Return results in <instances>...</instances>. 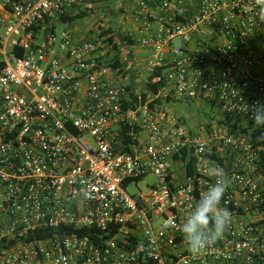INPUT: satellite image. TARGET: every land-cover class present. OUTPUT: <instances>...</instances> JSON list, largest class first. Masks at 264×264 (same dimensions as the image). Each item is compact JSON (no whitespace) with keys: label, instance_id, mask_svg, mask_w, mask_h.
Here are the masks:
<instances>
[{"label":"built area","instance_id":"built-area-1","mask_svg":"<svg viewBox=\"0 0 264 264\" xmlns=\"http://www.w3.org/2000/svg\"><path fill=\"white\" fill-rule=\"evenodd\" d=\"M133 1L129 49L147 51L162 84L136 103L105 37L55 31L85 0H0V264H264V146L248 136L264 22L253 0ZM177 104L206 113L190 126ZM217 167L231 225L192 254L180 226ZM147 175L156 182L129 195L124 182ZM39 231L54 234L29 238Z\"/></svg>","mask_w":264,"mask_h":264},{"label":"clouds","instance_id":"clouds-1","mask_svg":"<svg viewBox=\"0 0 264 264\" xmlns=\"http://www.w3.org/2000/svg\"><path fill=\"white\" fill-rule=\"evenodd\" d=\"M258 19L264 22V0H253ZM249 111L246 107L244 112ZM250 119L254 125L264 131V103L257 101L251 108ZM208 175L214 179L207 190L202 192L199 200L192 206L180 226L189 252L199 254L204 249L213 246L221 239L230 227L232 213L221 207V201L228 187V181L223 169H209Z\"/></svg>","mask_w":264,"mask_h":264},{"label":"trees","instance_id":"trees-1","mask_svg":"<svg viewBox=\"0 0 264 264\" xmlns=\"http://www.w3.org/2000/svg\"><path fill=\"white\" fill-rule=\"evenodd\" d=\"M86 16V12L79 11L77 14L73 16H63L60 19V23L71 25L73 22L82 19ZM99 38L104 39V43H107V47L109 48L108 54L113 53L111 57L110 67L114 70H117L122 75L127 76L129 78V86L127 88L129 96L131 98L132 103H136L138 97L141 98L142 101H145L148 95H155L159 88H161L162 84H152L150 80L152 79L153 74H158L161 71L160 69H156L153 74L147 76V80L143 85H141V91L136 94L137 89L139 88V84H137L136 79L138 78L137 72L132 65V55L129 47L133 44L130 36L125 34H116L111 32L109 28L102 30L98 35ZM107 54V55H108ZM159 102V101H158ZM228 123V122H227ZM242 132L245 133L244 130ZM248 134V133H247ZM248 136L255 142L256 146H264V131L262 130H254L248 134ZM261 157V172L264 174V150L260 151ZM186 160V157L184 158ZM191 160L188 162L187 173H191L190 165ZM124 187L128 186V181L124 182ZM64 232V228H61L55 233ZM69 234H87L86 231H77L68 229L66 231ZM54 234L51 231H39L29 236L30 239H43L50 235Z\"/></svg>","mask_w":264,"mask_h":264},{"label":"rangeland","instance_id":"rangeland-1","mask_svg":"<svg viewBox=\"0 0 264 264\" xmlns=\"http://www.w3.org/2000/svg\"><path fill=\"white\" fill-rule=\"evenodd\" d=\"M121 3L120 0H85L86 5L81 11L86 12V16L73 22L68 28L72 34L82 31L84 38L87 40L98 37L101 31L107 28L116 34H128L125 24L126 20L124 19L126 12L123 7H120ZM65 27L64 24L57 23L55 26L56 33H60ZM138 84L137 93L141 91L143 82ZM170 108L175 115L181 116L190 126L195 124L197 115L206 113L204 110H198L185 105ZM155 182V177L147 175L137 185L130 184L127 186L126 191L129 195L138 194L139 192L146 191L147 185L149 186Z\"/></svg>","mask_w":264,"mask_h":264},{"label":"crops","instance_id":"crops-1","mask_svg":"<svg viewBox=\"0 0 264 264\" xmlns=\"http://www.w3.org/2000/svg\"><path fill=\"white\" fill-rule=\"evenodd\" d=\"M120 1L122 2L120 7H123V9L126 12L124 15V19L126 20L125 24H126V29H127L128 34H125V35L130 36L132 41H134L139 36V29H140V24H141V20L138 21V20H135L134 18V14L137 11L136 3L133 0L131 1L120 0ZM147 3H148L147 4L148 10H151L154 12L158 11V6L155 0H147ZM67 26L70 27V25H67ZM72 39L74 43H78L79 41L85 38L83 36V32L78 31L76 34H72ZM130 51L132 55V65L135 68L137 75H138L136 82L137 84L140 82L145 83L147 80V76H148L146 73V69H145V63L147 61V51L135 44L131 47ZM262 67H263L262 65L259 66V70H261ZM182 105H185V104H177L174 107L177 108ZM191 108L196 109V107H193V106H191Z\"/></svg>","mask_w":264,"mask_h":264}]
</instances>
